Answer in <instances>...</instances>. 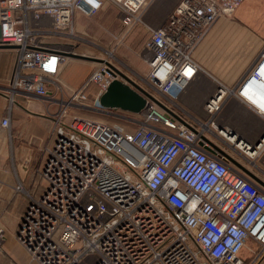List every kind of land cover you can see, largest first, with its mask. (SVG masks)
I'll use <instances>...</instances> for the list:
<instances>
[{
    "label": "built area",
    "instance_id": "2783aa9c",
    "mask_svg": "<svg viewBox=\"0 0 264 264\" xmlns=\"http://www.w3.org/2000/svg\"><path fill=\"white\" fill-rule=\"evenodd\" d=\"M153 1L0 0V50L15 51L11 103L29 95L58 107L53 145L44 149L43 194L31 196L17 234L32 263L264 264V189L232 168L214 141L234 144L250 161L264 148V136L251 143L216 123L230 97L264 119V99L256 105L250 96L264 53L239 86L219 84L204 105L207 122L162 100L176 104L201 72L197 47L244 0H179L163 26H147L148 69L134 75L154 93L123 73L114 57H93L98 67L78 89L67 91L59 80L69 55L77 54L78 16L90 19L110 3L126 36L144 24ZM125 76L166 108L151 101L140 114L125 112L122 118L135 125L130 130L90 116L114 115L100 98L112 80L127 82ZM1 126L10 128V118ZM4 240L0 227V254Z\"/></svg>",
    "mask_w": 264,
    "mask_h": 264
},
{
    "label": "crops",
    "instance_id": "0c3cea01",
    "mask_svg": "<svg viewBox=\"0 0 264 264\" xmlns=\"http://www.w3.org/2000/svg\"><path fill=\"white\" fill-rule=\"evenodd\" d=\"M178 2L179 0H154L143 16L144 24L136 25L143 31L138 37L133 35L135 33L131 34V31L123 36L124 29L120 17L117 21L112 16L113 12H118V17L120 12L110 3L105 4L90 19L78 16L76 30L81 40L85 42L86 39L93 40V36L99 34L94 27L106 25L111 28L115 25L120 27L115 37H123L127 49L136 55L130 59L131 63L128 61L131 68L135 69V73L140 74L142 71L146 73L148 69L144 58L146 54L142 52L146 50L150 39L147 26H163ZM110 11L111 14L108 13ZM129 37L131 39L128 43ZM50 40L59 41V37ZM83 42L80 41V44L82 45ZM115 42L114 38L108 46H113ZM78 48L80 49L79 44L76 46V49ZM263 53L264 0H244L234 15L223 17L218 21L195 51L194 58L202 68L197 77L205 79V81L200 79L199 87L204 88L198 93L201 99L199 115L202 119L194 117L192 109H187L186 114L189 119L207 122L209 116L204 105L217 91L219 84L229 88L239 86ZM14 61V50H0V208L18 216L25 211V207L22 194L15 190L17 185L23 183L33 197H40L43 194L44 184L41 173L43 151L46 147H51L54 141L49 132L52 121L45 116V113L49 110L56 113L58 107H52L44 98L29 95H23L19 103H11L7 87ZM78 61L80 60L71 59L62 68L59 80L67 91L80 88L89 75L88 67H85L84 73L77 74V65L80 63ZM82 61V63L88 62ZM186 89L180 97H183ZM186 96L187 101L193 105V97L190 94ZM5 117L11 120L10 128L1 126V121ZM216 123L232 131L238 139L251 143H255L264 135V119L255 112L253 106L236 97H230L225 101L216 117ZM214 141L229 155L232 168L246 174L264 189V148L255 159L250 161L237 147H234V144L226 143L221 139ZM28 256L9 230L2 245L0 264H35L29 261Z\"/></svg>",
    "mask_w": 264,
    "mask_h": 264
},
{
    "label": "rangeland",
    "instance_id": "374dc122",
    "mask_svg": "<svg viewBox=\"0 0 264 264\" xmlns=\"http://www.w3.org/2000/svg\"><path fill=\"white\" fill-rule=\"evenodd\" d=\"M108 13L111 14L112 12L110 11ZM117 13L113 12L112 16L114 17L115 20L119 21L118 18L120 16L117 17ZM84 18L86 19V17H84ZM138 26H140V25H138ZM138 26H136L134 30L133 29L131 30V34L135 33L133 35H135L136 37H138L139 35L143 34L142 33L143 31H141L140 27H138ZM137 27H138V30H137ZM94 29L98 30L99 34L93 36V40L86 39V41L83 42L80 39V40H78L79 43H78V41H73L72 42L74 45H78V44L80 45V49L79 48L76 49V53L77 54L87 53V55H89V56L96 57V58H101V59H103V58L104 59H109L110 57L111 58L114 57L113 60L115 61L116 65L120 68V70L123 71V73H125L132 80L134 79L133 77H135V79L137 80L139 85H141L144 89L153 92V90L151 89V87L147 83H145L141 79L136 78V75L139 74V73H135L134 72L135 69L133 70L131 68V65H130V63H131L130 59L133 58L136 55L133 54L130 50L127 49L126 42L123 41V43L122 42L118 43L117 40H116V42H115V44H113V46H108L109 42L111 43V41L115 38L116 31L120 30V27L118 28L115 25L114 28H111L110 26L106 25V26H103V27H94ZM130 39H131V37H129L128 43H129ZM80 41L83 42L82 45L80 44ZM146 52H147V50H145L142 53L145 55ZM128 61H130V63ZM78 62H80V63H79V65H77V74L84 73L85 67H88L89 68L88 72H89V75H90V73L95 68L98 67V65L96 64L97 62H89L88 61V62L82 63L83 62L82 60H80ZM134 74H136V75H134ZM140 74L143 75V76L146 75V73L144 71H142ZM200 79L205 81L204 78H200L199 76L196 77L193 80V82H191V84L186 89L185 93L183 94V97H180L178 100L175 101L176 104H174L172 102L169 103V101L164 100V99H162V100L165 103H167L168 105H170L173 109L176 110V112H178L180 114L187 115L186 114V110L187 109L188 110L192 109L191 111L194 114V117H199L200 119H202L200 117V115H199L201 99H200V95L198 93H201L200 90H201V88L203 89L204 87H199ZM189 94H190V96L193 97V100H192V104L193 105H191V103H189L187 101V96L186 95H189ZM51 105H52V107H57V105L54 106L53 103H51ZM56 111L57 110H55V112ZM54 114L55 113H53V110H49V111H47L45 113V116L47 118L49 117L50 121H52L51 122V126H50V130H49L50 134L52 133V128L54 126V121H53ZM127 115L128 114L123 112V111H115L114 115L113 114L108 115L106 113L103 114V113L95 112V114H93V115L91 114L90 116H91V118L104 120V121H106L108 123H111V124H120L121 126H123V127L127 128L128 130H130V129L134 128L135 125L128 123V121H126V119L122 118V116H127ZM42 156H43V154H42ZM40 160H41V158H40ZM43 184H44V181H43ZM15 190H16L17 193H21L22 194V202L24 203V207H25L24 210L26 211L27 208H28V205H29V202H30V198H31L32 195L29 194V191H27L28 188L25 187V185L23 183H20L19 185H17ZM25 211L22 212L20 215L16 216V215H14L12 213H8L7 210H2V208H0V227L4 231L5 239H6L7 232L10 230V232L12 233V235L14 237V240L19 245H20V243H19L17 234H18V231H19V228H20V225H21L20 223H21L22 216L24 215ZM17 224H18V226L16 227ZM2 245H3V243H2ZM92 258H93V256L87 257V259L85 260V263L90 261ZM28 259H29V261H31L30 256H28Z\"/></svg>",
    "mask_w": 264,
    "mask_h": 264
},
{
    "label": "water",
    "instance_id": "95a60500",
    "mask_svg": "<svg viewBox=\"0 0 264 264\" xmlns=\"http://www.w3.org/2000/svg\"><path fill=\"white\" fill-rule=\"evenodd\" d=\"M69 56L74 59L90 62L99 61L96 58L80 54H70ZM125 78L127 77L125 76ZM127 80V82L120 79H114L111 81L106 92L100 98V104L104 109L109 111H123L131 114H140L149 107L151 101H154L163 107L155 97L140 87L137 83L128 78ZM163 108L166 109L165 107ZM257 143H259V140Z\"/></svg>",
    "mask_w": 264,
    "mask_h": 264
},
{
    "label": "bare ground",
    "instance_id": "6f19581e",
    "mask_svg": "<svg viewBox=\"0 0 264 264\" xmlns=\"http://www.w3.org/2000/svg\"><path fill=\"white\" fill-rule=\"evenodd\" d=\"M250 84L247 89L251 88ZM252 99H254V103L256 105H261V101L264 99V70L261 72L259 76L258 86L255 89H252V93H250ZM201 103V102H200Z\"/></svg>",
    "mask_w": 264,
    "mask_h": 264
}]
</instances>
